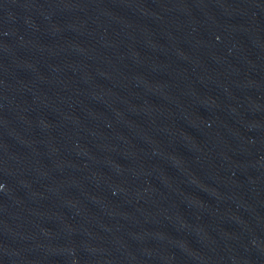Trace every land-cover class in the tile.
Returning <instances> with one entry per match:
<instances>
[{
  "label": "water",
  "instance_id": "95a60500",
  "mask_svg": "<svg viewBox=\"0 0 264 264\" xmlns=\"http://www.w3.org/2000/svg\"><path fill=\"white\" fill-rule=\"evenodd\" d=\"M0 264H264V0H0Z\"/></svg>",
  "mask_w": 264,
  "mask_h": 264
}]
</instances>
